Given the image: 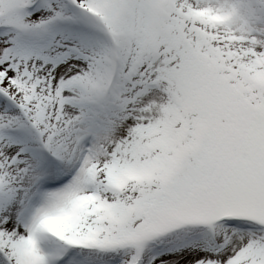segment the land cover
I'll use <instances>...</instances> for the list:
<instances>
[{"label": "snow or ice", "instance_id": "6c2138e0", "mask_svg": "<svg viewBox=\"0 0 264 264\" xmlns=\"http://www.w3.org/2000/svg\"><path fill=\"white\" fill-rule=\"evenodd\" d=\"M0 264H264V0H0Z\"/></svg>", "mask_w": 264, "mask_h": 264}]
</instances>
